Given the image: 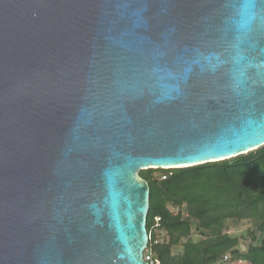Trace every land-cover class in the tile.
I'll return each instance as SVG.
<instances>
[{"label": "water", "instance_id": "95a60500", "mask_svg": "<svg viewBox=\"0 0 264 264\" xmlns=\"http://www.w3.org/2000/svg\"><path fill=\"white\" fill-rule=\"evenodd\" d=\"M264 146V0H0V264H150L151 168Z\"/></svg>", "mask_w": 264, "mask_h": 264}, {"label": "trees", "instance_id": "16d2710c", "mask_svg": "<svg viewBox=\"0 0 264 264\" xmlns=\"http://www.w3.org/2000/svg\"><path fill=\"white\" fill-rule=\"evenodd\" d=\"M141 175L151 186L148 252L157 264H264V146ZM244 221L246 231L231 232Z\"/></svg>", "mask_w": 264, "mask_h": 264}, {"label": "rangeland", "instance_id": "374dc122", "mask_svg": "<svg viewBox=\"0 0 264 264\" xmlns=\"http://www.w3.org/2000/svg\"><path fill=\"white\" fill-rule=\"evenodd\" d=\"M249 226H250V224L247 221H244V222H241L240 224H238L235 229L231 230V232L234 234L235 233H242L243 231H246Z\"/></svg>", "mask_w": 264, "mask_h": 264}, {"label": "built area", "instance_id": "2783aa9c", "mask_svg": "<svg viewBox=\"0 0 264 264\" xmlns=\"http://www.w3.org/2000/svg\"><path fill=\"white\" fill-rule=\"evenodd\" d=\"M166 176L164 175L163 178H165ZM156 220L159 221L160 217H156ZM151 235V234H150ZM145 259L148 260L150 262V264H157L158 262H156L152 255L148 252V248L145 251Z\"/></svg>", "mask_w": 264, "mask_h": 264}]
</instances>
